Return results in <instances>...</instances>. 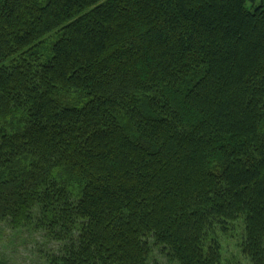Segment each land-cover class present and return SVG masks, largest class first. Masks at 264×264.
<instances>
[{"label":"trees","instance_id":"16d2710c","mask_svg":"<svg viewBox=\"0 0 264 264\" xmlns=\"http://www.w3.org/2000/svg\"><path fill=\"white\" fill-rule=\"evenodd\" d=\"M237 224L264 264V0H0V230L230 264Z\"/></svg>","mask_w":264,"mask_h":264},{"label":"rangeland","instance_id":"374dc122","mask_svg":"<svg viewBox=\"0 0 264 264\" xmlns=\"http://www.w3.org/2000/svg\"><path fill=\"white\" fill-rule=\"evenodd\" d=\"M242 229L243 226L237 224L232 233L221 238L223 258L230 264H250L249 259L242 254L241 237L239 233L237 235V232L241 231L242 236ZM2 232L0 230V264H51L49 258L60 248V245L50 241L43 231L25 228ZM152 258L162 264H176L158 251H155Z\"/></svg>","mask_w":264,"mask_h":264}]
</instances>
